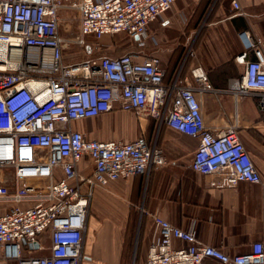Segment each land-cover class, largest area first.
<instances>
[{
	"label": "built area",
	"instance_id": "2783aa9c",
	"mask_svg": "<svg viewBox=\"0 0 264 264\" xmlns=\"http://www.w3.org/2000/svg\"><path fill=\"white\" fill-rule=\"evenodd\" d=\"M175 1L0 0V174H10L0 185V203L9 204L0 213L1 264H81L93 188L147 175L168 162L155 141L143 136L101 141L74 128L76 121L116 110L151 117L197 140L191 168L210 185L262 183L238 122L216 130L205 125L202 97L215 89L200 67L190 77L178 71L164 82L156 54L64 58L71 45L90 46L87 36L125 33L143 47L148 25L173 10ZM231 6L241 11L237 1ZM64 9L74 13L68 26L60 15ZM239 39L243 50L235 61L242 70L219 91L236 99L253 95L264 110L262 40L247 31ZM83 161L91 163L89 173L80 169ZM153 222L156 237L145 259L132 264H264V238L245 252L228 254L202 242L193 227L180 228L158 215ZM43 233L49 236L48 252L27 254L25 244L37 243Z\"/></svg>",
	"mask_w": 264,
	"mask_h": 264
},
{
	"label": "crops",
	"instance_id": "0c3cea01",
	"mask_svg": "<svg viewBox=\"0 0 264 264\" xmlns=\"http://www.w3.org/2000/svg\"><path fill=\"white\" fill-rule=\"evenodd\" d=\"M231 1L176 0L173 10L162 13L148 25L149 38L143 47L132 40L143 56L158 55L165 70L164 82H169L178 71L182 78L190 77L195 67L205 72L215 89L202 97L205 125L216 130L238 122L239 136L262 183L240 182L233 188L210 185L206 176L191 168L197 140L161 125L155 143L167 158L166 165L152 168L147 175L137 174L112 181L105 188H93L81 264L143 261L156 237L155 215L183 229L193 227L202 242L228 254L245 252L253 241L264 238V110L253 95L236 99L219 91L226 89L242 70L235 61L243 50L239 39L242 31L260 38L264 47V0H235L241 11L233 9ZM60 15L64 22L74 13L64 9ZM86 40L90 45L87 53L108 52L112 45L109 35L100 39L87 36ZM189 48L193 51L190 56ZM69 54L64 51V58L72 62ZM249 58H254L253 53ZM128 113L132 112L103 113L76 121L73 126L101 141H129L138 137V132L150 140L155 119L131 120ZM91 167L87 161L80 165L84 173H89ZM9 176L7 172L1 173L0 185L7 179L9 182ZM8 208L9 204L0 203V213ZM183 244L174 242L175 246ZM49 245V236L43 233L37 243L25 244L26 253L46 254Z\"/></svg>",
	"mask_w": 264,
	"mask_h": 264
},
{
	"label": "rangeland",
	"instance_id": "374dc122",
	"mask_svg": "<svg viewBox=\"0 0 264 264\" xmlns=\"http://www.w3.org/2000/svg\"><path fill=\"white\" fill-rule=\"evenodd\" d=\"M71 18H72V16L69 19L65 18L66 19L64 21L65 26H68V23L71 24V21H70ZM73 21H74L73 22L74 24H77L76 20H73ZM61 32H62V34L67 33L66 30H64V29ZM109 36L112 39V45L109 48H107L108 52L106 51V52L87 53L85 48L80 47L78 45H71L70 47H68L67 50H65V52L71 53V54H69L70 58H68V59L70 61H77V60L87 59V58H90L92 56H100V55L115 56V55H120V54H124V53H129L131 51H136L135 42L130 37H128L125 33H118V34L109 35ZM73 53H75V54H73ZM239 74H240V72L238 74L234 75L233 79H236L239 76ZM128 115L131 118V120H136L135 118L138 117L137 115L132 114V113H128ZM155 124L156 125L153 128V130L150 131V136H151L150 140H154V141L157 140V136H158L157 128H159L162 125V124L159 125V123H157V122ZM139 135H141L140 132L137 133V136H139Z\"/></svg>",
	"mask_w": 264,
	"mask_h": 264
},
{
	"label": "bare ground",
	"instance_id": "6f19581e",
	"mask_svg": "<svg viewBox=\"0 0 264 264\" xmlns=\"http://www.w3.org/2000/svg\"><path fill=\"white\" fill-rule=\"evenodd\" d=\"M3 52H4V49L2 46H0V57H3Z\"/></svg>",
	"mask_w": 264,
	"mask_h": 264
},
{
	"label": "water",
	"instance_id": "95a60500",
	"mask_svg": "<svg viewBox=\"0 0 264 264\" xmlns=\"http://www.w3.org/2000/svg\"><path fill=\"white\" fill-rule=\"evenodd\" d=\"M135 39H137V37H135Z\"/></svg>",
	"mask_w": 264,
	"mask_h": 264
},
{
	"label": "trees",
	"instance_id": "16d2710c",
	"mask_svg": "<svg viewBox=\"0 0 264 264\" xmlns=\"http://www.w3.org/2000/svg\"><path fill=\"white\" fill-rule=\"evenodd\" d=\"M163 125V124H162Z\"/></svg>",
	"mask_w": 264,
	"mask_h": 264
}]
</instances>
